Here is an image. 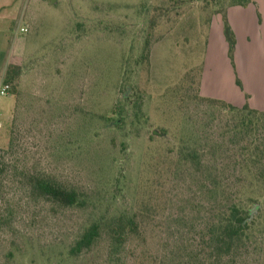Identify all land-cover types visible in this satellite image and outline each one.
<instances>
[{
  "label": "rangeland",
  "instance_id": "1",
  "mask_svg": "<svg viewBox=\"0 0 264 264\" xmlns=\"http://www.w3.org/2000/svg\"><path fill=\"white\" fill-rule=\"evenodd\" d=\"M162 5L23 1L0 58L1 76L7 63L21 69L15 90L0 97L8 170L0 264H189L203 252L201 230L223 206L248 198L257 199L249 208L260 207L263 231L232 260L216 263L206 251L199 264H264V196L237 156L254 144L252 172L264 173V121L236 135L239 118L200 94L204 72L223 69L221 54L208 52L212 8ZM189 140L203 151L206 183L183 161ZM30 175L76 192L79 203L36 198ZM122 215L137 216L140 234L113 249L106 228ZM96 223L104 227L98 241L71 256Z\"/></svg>",
  "mask_w": 264,
  "mask_h": 264
},
{
  "label": "trees",
  "instance_id": "2",
  "mask_svg": "<svg viewBox=\"0 0 264 264\" xmlns=\"http://www.w3.org/2000/svg\"><path fill=\"white\" fill-rule=\"evenodd\" d=\"M171 1L174 0H158V2L163 5H168ZM181 1L183 2V0ZM199 1L205 4V8H212L211 10H213V14L221 15L224 20V27L228 30L229 25L226 16L227 9L236 6L247 7L252 3V0ZM175 2H180V0H175ZM223 2H228V5L221 8L223 10L219 9V11H216V8L221 6ZM212 18L213 16H210L209 18V27ZM228 43V57L233 64L235 41L231 33H229ZM20 75V67L8 64L5 69V73L2 76L0 75V80L4 85H9L11 87V92L15 90L16 82ZM237 85L241 86L238 80ZM205 100H208L206 102L220 104L223 111H230L235 115V117L237 116L239 118L240 122L237 126H235V129H237L236 135L239 133V135H243L244 137L250 136L253 128L256 126V122L264 121V112L253 110L248 105L238 108L223 101H215L211 99ZM198 148L199 147H197L195 142L189 140V149L183 148V151L181 152L183 154V161L189 163V167L193 171L194 178L202 176L205 182L206 175L204 176L203 151ZM258 153L259 151L254 144L250 143L242 147L241 154L237 156L240 159L239 165L241 166V173L256 176L259 188L258 192L261 194L260 196H264V173L259 172L254 175L252 172L255 164L259 162ZM7 172L8 170L5 158L0 155V189L3 187L4 176H7ZM209 178L211 180V176H209ZM28 179L32 194L36 198L48 199L65 207L75 206L80 201L79 195L76 192L63 188L60 184L53 180L45 178L41 175H30L28 176ZM256 201L257 199L253 198H248L246 200L236 199L234 202L223 206L219 213L213 218L210 225H207L201 230V233H199L200 247L203 252H196L194 255H190L189 264H199L200 261L203 262L200 258V254H205L206 251L208 253V260L216 263H222L225 260H232L234 256L244 250L252 242L254 237L263 231V225L260 222V219L256 218L255 213L259 211L260 207L256 206L254 209L249 208V206ZM3 221L5 222V218L1 213L0 207V225H2ZM103 230L104 227H102L100 223H96L88 227L70 251L71 256L81 254L82 252L90 249L98 241ZM106 232L110 238L112 248L118 249L126 243L128 238L138 236L140 234L137 216L133 215L127 217L122 215L118 217L116 221H113V223L107 226Z\"/></svg>",
  "mask_w": 264,
  "mask_h": 264
},
{
  "label": "crops",
  "instance_id": "3",
  "mask_svg": "<svg viewBox=\"0 0 264 264\" xmlns=\"http://www.w3.org/2000/svg\"><path fill=\"white\" fill-rule=\"evenodd\" d=\"M23 1L0 0V58L8 47L9 25L22 9ZM226 16L228 31L235 41L233 65L228 57L229 43L223 17L215 15L209 27L208 52L210 58L213 54H221L223 69H211L210 72L207 69L208 74L204 72L200 94L238 108L248 105L264 112V0H252L247 7L228 8ZM237 80L241 86L237 85Z\"/></svg>",
  "mask_w": 264,
  "mask_h": 264
},
{
  "label": "built area",
  "instance_id": "4",
  "mask_svg": "<svg viewBox=\"0 0 264 264\" xmlns=\"http://www.w3.org/2000/svg\"><path fill=\"white\" fill-rule=\"evenodd\" d=\"M21 32H26L25 29H21ZM11 87L9 85L0 86V97H5L10 93ZM1 115H0V130H1Z\"/></svg>",
  "mask_w": 264,
  "mask_h": 264
},
{
  "label": "water",
  "instance_id": "5",
  "mask_svg": "<svg viewBox=\"0 0 264 264\" xmlns=\"http://www.w3.org/2000/svg\"><path fill=\"white\" fill-rule=\"evenodd\" d=\"M225 34H226V37L229 40V31H226ZM153 135H158V133L157 132H153Z\"/></svg>",
  "mask_w": 264,
  "mask_h": 264
}]
</instances>
